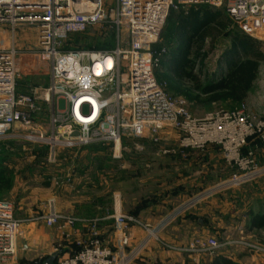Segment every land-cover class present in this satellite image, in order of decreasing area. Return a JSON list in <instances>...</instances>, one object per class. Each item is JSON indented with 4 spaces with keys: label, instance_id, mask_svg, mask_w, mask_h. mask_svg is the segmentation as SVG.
<instances>
[{
    "label": "built area",
    "instance_id": "1",
    "mask_svg": "<svg viewBox=\"0 0 264 264\" xmlns=\"http://www.w3.org/2000/svg\"><path fill=\"white\" fill-rule=\"evenodd\" d=\"M198 5L222 9L243 32L264 42V0H0V142L26 139L47 145L51 159L61 147L98 142L113 143L114 154L119 155L126 150L124 137L149 140L158 147V155L217 145L227 165L235 168L222 189L264 177V163L254 151H244L249 138L264 143V118L245 104L195 116L188 100L170 95L156 77L165 53L157 45L170 12ZM24 27L31 28L32 40L19 33ZM89 28H110L115 45L104 49L68 46L72 34ZM23 55L37 67L32 75H42L41 64H47V83L25 85L18 59ZM59 100L64 101L63 108ZM107 118L112 124L106 132L102 128ZM167 140L175 144L163 146ZM215 192L195 195L184 207H194ZM121 206L120 195L115 194L110 214L82 218L63 214L51 199L48 212L18 218L14 203L0 199V264L18 263L20 226L37 220L62 233L77 222L89 226V240L78 242L82 243L79 250L54 264H133L156 242L180 253L213 251L225 245L212 236H196L187 245L165 242L161 234L168 221L152 226ZM102 219L113 220L117 240L113 248L100 237ZM135 227L145 232L137 243ZM258 248L264 253V248Z\"/></svg>",
    "mask_w": 264,
    "mask_h": 264
},
{
    "label": "rangeland",
    "instance_id": "2",
    "mask_svg": "<svg viewBox=\"0 0 264 264\" xmlns=\"http://www.w3.org/2000/svg\"><path fill=\"white\" fill-rule=\"evenodd\" d=\"M221 17L223 20L227 16L222 12ZM176 25L175 20L169 18L159 41L164 44L165 53L156 69V77L165 90L174 97H185L189 102L188 109L198 117L214 110L238 108L244 103L251 111L264 118V99L260 98L264 88V59L260 63L257 80L251 94L242 102L227 98L206 101L205 96L201 97L202 100L194 101L170 89L168 82L171 74L167 68V61L170 60V47L166 46V42L177 31ZM212 28L207 30L201 42V52L206 54L202 63L205 66L204 70H209L214 74V72L223 71L224 65L219 66V61L230 47L231 36L241 34L242 30L231 20L225 29L217 28V26ZM19 33H23L25 38L33 39V36H30L31 28L29 27H24ZM127 37V32H125L124 38L127 39ZM114 45L115 35L110 28H89L85 32L72 34L68 41L70 48L104 49ZM262 51L264 53V42ZM18 59L20 63H28L22 74L26 86L27 83L45 84L49 81V78L44 77L47 75V64H41L39 73L42 72V75L39 74V80L34 81L29 77L30 72H33V67L30 65L31 61L28 56H19ZM200 67L201 63L197 62L194 73H197ZM188 90L191 94H196L195 90L191 88ZM58 106L63 108L64 101L59 100ZM106 120L107 125H104L102 129L107 132L112 119L107 118ZM170 136H172L171 133ZM249 142L246 144H249V151H255L264 144L260 140L252 141L251 139ZM162 144L173 146L175 141L167 140ZM112 145L113 143L98 142L82 147H61L57 149L56 158L51 159L47 145H39L26 139L1 141L0 170L4 171L8 182L7 184L0 183V199L14 203L18 218H25V215L30 213L36 215L38 211L48 207L51 199L55 200L57 209L63 214L77 216L76 214H83L87 210L96 212L100 205L112 208L114 196L119 194L121 208L124 212L129 213V211L140 208L139 216L141 217L138 218L142 221L146 220L145 222L152 226L168 221L163 226L162 233L168 235V238H173L171 239L173 241L163 239L164 235L161 234L165 242L177 244V240L182 241L193 219L187 216L195 214L204 219L205 224L203 223L202 226L208 227V236L225 243L221 249L229 248L236 254L238 252L264 254L261 250V252L258 251V247L264 248V231L261 232V236H258V232L247 233L239 220L246 207L244 202L247 201V199L243 201L238 199L237 190L242 185L222 189V186L225 187L224 184L231 180L235 168L227 165L219 146L209 145L204 150L192 149L184 154L158 155L156 153L158 147L149 140L140 141V139L124 137L122 145L126 147L127 152L124 153L123 150L121 154L115 155ZM139 145H144L145 149H137ZM211 146L215 147L210 148ZM262 159L258 158V160ZM263 179L264 177H261L246 184L248 186L261 184L264 183ZM209 190L216 191L211 198L200 201L194 207H184L192 197L209 192ZM207 200H212V208L209 213L203 214L197 208ZM201 208L204 207L201 206ZM183 219L187 222L179 226L177 223ZM195 224L193 225L197 226L198 222ZM174 230L178 231L176 232L177 237L174 236ZM146 251L154 256L150 258L151 264L162 263L158 257L160 252L166 254L161 257L166 263L177 262L172 255V250L160 242L148 245L143 252ZM143 252L137 258L138 260L141 256L143 258ZM146 257L149 258L148 255L145 259ZM137 259L134 262H137Z\"/></svg>",
    "mask_w": 264,
    "mask_h": 264
},
{
    "label": "trees",
    "instance_id": "3",
    "mask_svg": "<svg viewBox=\"0 0 264 264\" xmlns=\"http://www.w3.org/2000/svg\"><path fill=\"white\" fill-rule=\"evenodd\" d=\"M184 10L179 9L178 12L172 10L168 17L170 20L173 18L177 24V31L166 42V46L170 47V60L167 61V68L171 76L168 86L177 94L194 101L202 100V96L206 97V101L225 98L238 102L243 101L259 73L260 63L264 59L263 42L243 31L241 34H234L231 36L230 47L219 61V66L223 64L225 67L224 73L218 71L213 74L209 70L205 71V66L202 63L206 54L201 52V42H203L207 30L212 26L225 29L228 27L230 19L225 14L227 20L225 18L222 20L221 16L224 11L208 5L192 6L188 10ZM157 46L161 49L164 44L159 43ZM197 62L201 63V67L197 73H194ZM190 88L196 91L195 95L190 93L188 90ZM251 139L259 141L257 138H249L248 141L251 142ZM7 182L4 171L0 170V183L7 184ZM110 209L105 205H100L96 212L87 210L83 214L92 218L95 217L92 215L107 213ZM129 213L139 217L140 208L129 211ZM187 217L197 216L189 214ZM253 218L257 220L259 216ZM258 222L256 221L255 224L264 226V214L260 216ZM101 239L104 242L103 237ZM36 261L38 260L33 259L31 262Z\"/></svg>",
    "mask_w": 264,
    "mask_h": 264
},
{
    "label": "crops",
    "instance_id": "4",
    "mask_svg": "<svg viewBox=\"0 0 264 264\" xmlns=\"http://www.w3.org/2000/svg\"><path fill=\"white\" fill-rule=\"evenodd\" d=\"M33 67V72L35 74L37 67L34 66L32 62H30ZM23 67H27L28 63H21ZM39 67V66H38ZM223 71L221 73L223 74L225 71V67H222ZM32 71L31 76H32ZM32 78L34 81L39 80L38 75H33ZM258 76V75H257ZM45 78H49L48 75L44 76ZM31 80V79H30ZM29 80V81H30ZM257 77L255 81L253 82V85L251 89L248 92V95L245 99L248 98V96L251 94L255 83H256ZM260 98L264 99V88L261 92ZM245 99L243 101H245ZM242 102V101H240ZM244 104V103H242ZM144 139H140V141ZM263 143V142H262ZM249 145V144H248ZM247 147H244V151L247 152L249 150ZM215 147V146H213ZM212 146L210 148H213ZM209 148V149H210ZM207 151V150H206ZM254 151V150H253ZM127 152L124 150V153ZM257 158H264V144L260 146L257 150L254 151ZM262 156V157H261ZM260 163H264V159L258 160ZM264 180V179H263ZM261 182V181H260ZM239 192L238 199L240 201L246 200L244 202L245 209L242 212L241 218L239 219L240 222H242L243 226L246 228L247 233H256L258 232V236H261V232L264 231V226L256 225L255 222L259 223V218L264 214V183H258L253 184V186L242 185L237 190ZM227 195V194H226ZM225 195V196H226ZM228 197V196H227ZM212 200H207L203 205L198 206L197 210H200L203 212V214L209 213L211 211V205ZM56 206V204H55ZM203 206L204 208H201ZM57 208V207H56ZM48 207L41 209L36 214H41L43 212H48ZM58 210V209H57ZM113 211V206L107 213L110 214ZM107 213L103 214H96L92 215L95 217H104ZM79 217L82 218H90L89 215L84 214H76ZM33 216L32 213L29 215H25V217H31ZM196 216V215H195ZM198 216V215H197ZM259 216V218L256 220L253 217ZM92 217V218H95ZM141 217V216H139ZM193 218V217H192ZM146 221V220H145ZM203 218H197L194 217L191 221V224H189L188 233H186L185 236H183L182 241H176L179 245H187L192 238H195L196 236H204L206 237L208 233V227L202 226ZM111 222V223H109ZM187 220L183 219L181 222H178L177 224L181 226L183 223H186ZM198 222L197 226H194ZM176 225V224H175ZM196 225V224H195ZM177 227V226H175ZM136 240L134 243L141 240L145 232L138 227L134 228ZM99 232L100 237L104 239V242L111 246L112 248L117 246V240L114 234V227H113V220L112 219H102L99 223ZM175 237L178 236V234L175 231ZM164 235V233H162ZM208 236V235H207ZM163 239H168L170 241H173L168 238V235L162 236ZM90 238V232H89V226L84 222H77L75 226L69 227L66 229L65 233H62L60 230H58L56 227H49L45 224L43 221H33V222H24L20 226V234L18 236V247H19V253H18V263L17 264H28L29 261H32L33 259L42 260L45 262L47 257H49L51 254H53L55 251L54 249L56 246H60V251L57 252V259L63 256H68L70 254L75 253L77 250L80 249L82 243L78 242H84L89 240ZM154 249V248H153ZM174 259H176V263L174 264H264V254H248L247 252H233L229 250V248H223V249H216V250H205L201 251L200 253H192V252H176L171 251ZM158 254V253H157ZM143 258L141 256V259H137V262H134L133 264H151L150 258L152 259L151 252H143ZM148 255L149 258L145 259V256ZM150 255V256H149ZM166 254L164 252H160L158 254V257L160 258L161 264H169L166 263L161 259V257H164ZM170 255V254H169ZM56 259V260H57ZM55 260V262H56ZM54 262V263H55ZM230 262V263H229ZM30 263V262H29Z\"/></svg>",
    "mask_w": 264,
    "mask_h": 264
},
{
    "label": "water",
    "instance_id": "5",
    "mask_svg": "<svg viewBox=\"0 0 264 264\" xmlns=\"http://www.w3.org/2000/svg\"><path fill=\"white\" fill-rule=\"evenodd\" d=\"M57 259V253L54 252L45 260L44 264H54L55 260Z\"/></svg>",
    "mask_w": 264,
    "mask_h": 264
},
{
    "label": "bare ground",
    "instance_id": "6",
    "mask_svg": "<svg viewBox=\"0 0 264 264\" xmlns=\"http://www.w3.org/2000/svg\"><path fill=\"white\" fill-rule=\"evenodd\" d=\"M81 120H86V119H84V118H81Z\"/></svg>",
    "mask_w": 264,
    "mask_h": 264
}]
</instances>
